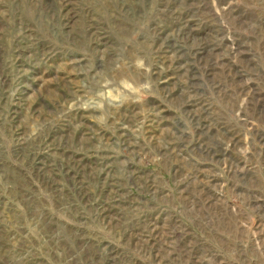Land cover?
<instances>
[{
	"label": "rangeland",
	"instance_id": "1",
	"mask_svg": "<svg viewBox=\"0 0 264 264\" xmlns=\"http://www.w3.org/2000/svg\"><path fill=\"white\" fill-rule=\"evenodd\" d=\"M0 264H264V0H0Z\"/></svg>",
	"mask_w": 264,
	"mask_h": 264
}]
</instances>
